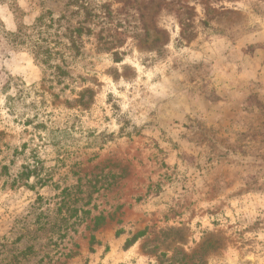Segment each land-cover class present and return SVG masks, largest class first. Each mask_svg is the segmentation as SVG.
<instances>
[{
	"label": "rangeland",
	"instance_id": "374dc122",
	"mask_svg": "<svg viewBox=\"0 0 264 264\" xmlns=\"http://www.w3.org/2000/svg\"><path fill=\"white\" fill-rule=\"evenodd\" d=\"M0 264H264V0H0Z\"/></svg>",
	"mask_w": 264,
	"mask_h": 264
},
{
	"label": "trees",
	"instance_id": "16d2710c",
	"mask_svg": "<svg viewBox=\"0 0 264 264\" xmlns=\"http://www.w3.org/2000/svg\"><path fill=\"white\" fill-rule=\"evenodd\" d=\"M43 15L41 14L38 18H36L35 24L30 27V29H36L35 33L37 35L34 39L31 37L33 34L22 32V28L18 29V32H3L5 40H7L10 43H25L28 48H30V51L34 55V57L38 58L39 61L45 63L49 59V48L47 41L41 37V32L39 31L42 29L43 24ZM25 29H28L24 27ZM78 28H74L72 31H70L69 41L72 46H75V38L78 37ZM59 69V68H58ZM39 172V169L37 166H34L33 168H29L27 165L24 166V169L20 172L19 177H24L27 179L30 175L36 176L38 182L41 183V178L37 175Z\"/></svg>",
	"mask_w": 264,
	"mask_h": 264
}]
</instances>
